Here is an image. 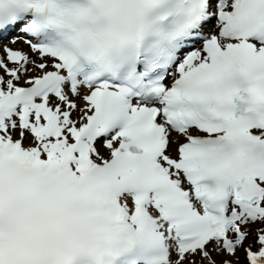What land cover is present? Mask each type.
I'll use <instances>...</instances> for the list:
<instances>
[{
	"label": "snow or ice",
	"instance_id": "1",
	"mask_svg": "<svg viewBox=\"0 0 264 264\" xmlns=\"http://www.w3.org/2000/svg\"><path fill=\"white\" fill-rule=\"evenodd\" d=\"M0 264H264V0H0Z\"/></svg>",
	"mask_w": 264,
	"mask_h": 264
}]
</instances>
